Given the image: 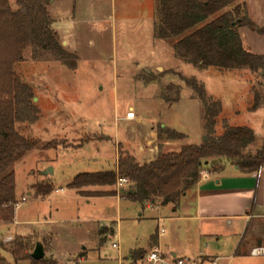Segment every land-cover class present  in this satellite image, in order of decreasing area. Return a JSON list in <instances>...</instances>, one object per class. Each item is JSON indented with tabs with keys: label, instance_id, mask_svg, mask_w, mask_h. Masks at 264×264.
Masks as SVG:
<instances>
[{
	"label": "rangeland",
	"instance_id": "obj_1",
	"mask_svg": "<svg viewBox=\"0 0 264 264\" xmlns=\"http://www.w3.org/2000/svg\"><path fill=\"white\" fill-rule=\"evenodd\" d=\"M243 3L252 22L264 28V0L237 4ZM156 7L157 0L50 1L48 15L73 57L72 66L31 49L15 66L16 76L32 90L36 110V121L17 129L39 145L12 168L18 203L14 223H0V256L6 264L14 261L1 246L9 248L16 239L27 241L33 251L41 243L45 257L59 264H119L134 249L146 255L159 248L195 264L217 255L223 237L204 232L193 219L191 193L177 205L142 207L126 198L127 185L86 187L81 193L69 188L78 175L115 169L120 150L141 151L138 119L153 130L162 124L186 135L187 143L200 144L205 135L202 105L184 78H195L208 97L221 103L217 133L226 120L264 138V106L250 111L254 92L264 96L263 73L196 70L186 64L175 56L174 41L155 38ZM239 33L248 49L264 54V36L247 27ZM48 169L53 173L44 177ZM46 183L52 192L35 197L33 187Z\"/></svg>",
	"mask_w": 264,
	"mask_h": 264
},
{
	"label": "trees",
	"instance_id": "obj_2",
	"mask_svg": "<svg viewBox=\"0 0 264 264\" xmlns=\"http://www.w3.org/2000/svg\"><path fill=\"white\" fill-rule=\"evenodd\" d=\"M239 0H157L154 19L156 39L174 41L175 56L196 70L214 68L220 71H249L263 73L264 55L248 49L239 33L247 27L264 36L248 16L245 4ZM50 0H0V223H11L15 216V174L13 166L26 153L35 149L37 140L22 136L17 126L36 121L32 105V90L15 74V66L23 61V53L31 49L34 55L50 53L67 66L73 58L61 45L48 15ZM15 8V9H14ZM75 66V64L73 63ZM202 105L203 130L200 144L186 143L173 151L164 150L165 142L186 141L187 136L174 129L158 125L157 156L153 161L140 163L137 158L120 150L116 168L94 174L78 175L69 188L114 187L118 178L128 180L126 198L144 207L177 205L180 198L194 190L202 173H217L232 165L241 173L255 174L264 168V142L258 146L253 130L231 127L222 121V132L217 133L222 114L219 101L208 97L203 85L195 78L183 79ZM264 106V96L254 92L251 112ZM49 147V144L46 145ZM37 198L52 192L49 183L33 187ZM108 196H114L110 192ZM1 248L18 264H58L44 256L32 258L29 243L16 239L9 248ZM144 251H133L129 257L137 263ZM0 264L6 260L0 256Z\"/></svg>",
	"mask_w": 264,
	"mask_h": 264
},
{
	"label": "crops",
	"instance_id": "obj_3",
	"mask_svg": "<svg viewBox=\"0 0 264 264\" xmlns=\"http://www.w3.org/2000/svg\"><path fill=\"white\" fill-rule=\"evenodd\" d=\"M138 121L142 124L140 133L143 140L138 146L142 150L135 152L134 156L140 163H148L157 156L156 132L144 120ZM134 129L136 128L132 131H135ZM256 136L260 144L264 142L261 133ZM131 137L136 139V135ZM187 141L165 142L164 150H176ZM149 145L152 146L149 152L143 153ZM224 169L218 174L205 172L201 175L196 188L188 193L195 199L193 219L201 223L204 232L223 237V242L216 251L217 255L205 258L204 260H207L205 264H264V256H255L251 253L257 247H264V168L255 174L241 173L232 165H226ZM12 223L14 219L8 224ZM12 239L11 236L6 238L8 241ZM220 239L218 237L216 240L219 244ZM133 251L139 250L134 249L129 255ZM168 254L173 258H179L175 252ZM129 255L124 257L127 259L122 260L124 264L133 262Z\"/></svg>",
	"mask_w": 264,
	"mask_h": 264
},
{
	"label": "built area",
	"instance_id": "obj_4",
	"mask_svg": "<svg viewBox=\"0 0 264 264\" xmlns=\"http://www.w3.org/2000/svg\"><path fill=\"white\" fill-rule=\"evenodd\" d=\"M204 174L205 173H202V175ZM127 184H128L127 179L118 178L117 180L118 186H123ZM112 248L119 250L120 247L118 244H112ZM251 253L252 255L255 256H264V247H257L253 249ZM119 264H124L121 259L119 260ZM130 264H195V262L183 258H173L169 254H165L161 252L159 248H154L141 261Z\"/></svg>",
	"mask_w": 264,
	"mask_h": 264
},
{
	"label": "water",
	"instance_id": "obj_5",
	"mask_svg": "<svg viewBox=\"0 0 264 264\" xmlns=\"http://www.w3.org/2000/svg\"><path fill=\"white\" fill-rule=\"evenodd\" d=\"M52 173H53L52 169H48L47 171L42 172V175L46 177ZM31 256L36 261H40L41 259L44 258L45 253H44L43 245L41 243L36 244L35 250L33 251Z\"/></svg>",
	"mask_w": 264,
	"mask_h": 264
}]
</instances>
